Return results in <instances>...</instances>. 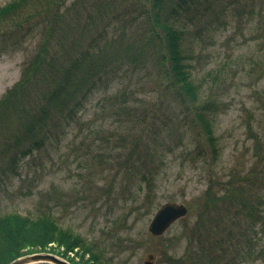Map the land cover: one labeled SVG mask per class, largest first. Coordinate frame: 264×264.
I'll list each match as a JSON object with an SVG mask.
<instances>
[{
	"label": "trees",
	"instance_id": "trees-1",
	"mask_svg": "<svg viewBox=\"0 0 264 264\" xmlns=\"http://www.w3.org/2000/svg\"><path fill=\"white\" fill-rule=\"evenodd\" d=\"M69 2L10 0L0 6V56L23 49L29 36L37 37L19 80L0 97L3 147L14 156L25 157L58 143L70 128L80 131L82 112L101 92L111 105L106 111L115 118L110 128L114 143H133L121 163L136 174L140 171L149 187L157 172L152 166L155 153L150 152L142 131L132 137L127 128L137 125L138 113L140 122L152 115L149 121L156 124L154 107L136 99L135 91L110 92L115 83L127 78L128 87L132 76L148 65L158 75L157 89L168 95L173 105L194 111L216 157L210 113L217 112V102L212 92L204 93L198 78L199 51L216 34L248 21L258 22L264 45V0ZM217 79L216 75L212 82ZM133 99L140 107L131 104ZM141 144L146 147L137 155ZM129 161L140 162V170H135V165L128 167ZM263 161L260 156L259 164ZM262 173L259 179L248 177L247 183L231 184L213 197L215 208H204V215L190 229L184 254L171 257L169 264H264V169ZM207 189L208 194L211 188ZM52 243L55 249L48 247ZM74 249L81 254L68 259L67 253ZM38 252L57 255L71 264L108 263L100 243L62 227L49 214L0 215V264Z\"/></svg>",
	"mask_w": 264,
	"mask_h": 264
},
{
	"label": "rangeland",
	"instance_id": "rangeland-1",
	"mask_svg": "<svg viewBox=\"0 0 264 264\" xmlns=\"http://www.w3.org/2000/svg\"><path fill=\"white\" fill-rule=\"evenodd\" d=\"M9 1L0 0V6ZM234 26L204 42L199 51L198 78L204 93L212 92L217 102V112L210 113L216 157L194 111L173 105L157 89L158 75L147 65L132 76L128 87L127 78L115 83L110 92L135 91L136 99L154 107L156 124L149 121L152 115L140 122L138 113L137 125L127 128L132 137L142 131L150 152L155 153L153 184L148 187L140 171L136 174L121 163L133 143H114L110 128L115 118L106 111L111 105L100 92L82 112L81 130L70 128L58 143L25 157L14 156L0 143V215L49 214L62 227L100 243L106 264H142L149 254L154 256L153 264H169L171 257L182 256L193 224L204 215L205 207L215 208L212 198L231 184L247 183L248 177L259 179L263 174L264 161L259 164L260 156L264 157L262 33L257 21ZM36 43L37 37L29 36L23 49L0 56V97L19 80ZM136 99L131 104L140 107ZM143 147H138L137 155ZM128 163L140 170V162ZM165 203L182 204L187 213L162 236L153 237L148 225ZM48 247L55 249V244ZM75 254L78 257L81 252L74 249L67 258L75 259Z\"/></svg>",
	"mask_w": 264,
	"mask_h": 264
},
{
	"label": "water",
	"instance_id": "water-1",
	"mask_svg": "<svg viewBox=\"0 0 264 264\" xmlns=\"http://www.w3.org/2000/svg\"><path fill=\"white\" fill-rule=\"evenodd\" d=\"M187 213L183 205L166 203L153 216L148 233L151 236H161L175 221ZM154 256L149 254L143 264H153ZM8 264H70L69 262L49 253H33L18 257Z\"/></svg>",
	"mask_w": 264,
	"mask_h": 264
}]
</instances>
